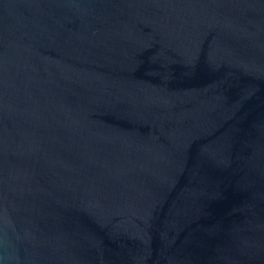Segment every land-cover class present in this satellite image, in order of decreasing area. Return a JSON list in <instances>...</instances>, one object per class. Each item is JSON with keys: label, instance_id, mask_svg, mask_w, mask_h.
Segmentation results:
<instances>
[{"label": "water", "instance_id": "95a60500", "mask_svg": "<svg viewBox=\"0 0 264 264\" xmlns=\"http://www.w3.org/2000/svg\"><path fill=\"white\" fill-rule=\"evenodd\" d=\"M0 264H264V0H0Z\"/></svg>", "mask_w": 264, "mask_h": 264}]
</instances>
